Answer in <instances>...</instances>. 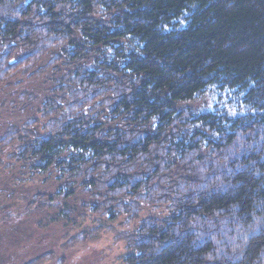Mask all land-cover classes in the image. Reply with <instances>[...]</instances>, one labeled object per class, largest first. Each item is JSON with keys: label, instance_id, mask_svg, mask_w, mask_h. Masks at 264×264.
<instances>
[{"label": "trees", "instance_id": "trees-1", "mask_svg": "<svg viewBox=\"0 0 264 264\" xmlns=\"http://www.w3.org/2000/svg\"><path fill=\"white\" fill-rule=\"evenodd\" d=\"M20 74L44 84L8 94L43 118L0 129L17 264H64L47 245L95 214L123 264H264V0H0V84Z\"/></svg>", "mask_w": 264, "mask_h": 264}, {"label": "rangeland", "instance_id": "rangeland-1", "mask_svg": "<svg viewBox=\"0 0 264 264\" xmlns=\"http://www.w3.org/2000/svg\"><path fill=\"white\" fill-rule=\"evenodd\" d=\"M27 1V0H20ZM25 74H20L17 80L21 81L22 85L10 86L9 89H4L3 84H0V101L3 102L0 108V129H4V126L8 123H21L22 118L26 115H33L36 117H41L42 113L40 111L35 112V109H29L24 113L16 111L12 108V104L8 100V94L11 90H15L16 86H20L22 89H33L42 88V84H44V78L31 77L30 79L24 76ZM8 87V86H6ZM6 98V99H5ZM4 99V100H3ZM8 100V101H7ZM202 100L193 103V106H198ZM36 107V106H34ZM38 127L40 126L37 125ZM16 152V145L11 144L9 146L4 147L0 152V187L3 189L5 187H12L15 190L17 195H23L24 191L27 190L28 184L24 183L22 185L21 182H18L15 178L17 174L15 171H7L3 170V167H19L17 161L11 155ZM21 184V185H20ZM5 186V187H4ZM42 185L35 183L31 184L29 191L37 190L41 188ZM31 194V193H29ZM4 195L0 193L1 201ZM2 203V202H0ZM10 203V202H8ZM6 205V204H5ZM8 205V204H7ZM4 210H8L9 206L3 208ZM150 209L146 210L149 211ZM157 213V212H156ZM145 214V213H143ZM87 228H92V234L89 239L84 244H78L74 247H65L61 243L66 241V237L61 238L60 243H57L54 247H49L47 245L48 250H54L59 256L64 257L66 262L64 264H123V259L127 252H129L127 248L126 239H122L119 241L115 240L114 232L110 229H107L105 224H107V220L105 217L100 216L98 214L90 215V217L86 220ZM115 224L117 229L123 228V225ZM135 225V224H134ZM133 226L128 228V231L132 229ZM58 228H53L56 231ZM52 231V229H51ZM56 234V233H55ZM28 240V236L19 231L14 232L13 236L11 234L5 236L3 240V244H0L5 250V253H10L14 258L11 261V264H17L20 262V257L18 253L14 251V249H10L9 245L14 243V246L20 248L24 246L22 242H26ZM24 242V244H25ZM44 264H57L55 256L51 261H47Z\"/></svg>", "mask_w": 264, "mask_h": 264}, {"label": "flooded vegetation", "instance_id": "flooded-vegetation-1", "mask_svg": "<svg viewBox=\"0 0 264 264\" xmlns=\"http://www.w3.org/2000/svg\"><path fill=\"white\" fill-rule=\"evenodd\" d=\"M2 103H3V102L0 101V107H1V104H2Z\"/></svg>", "mask_w": 264, "mask_h": 264}]
</instances>
